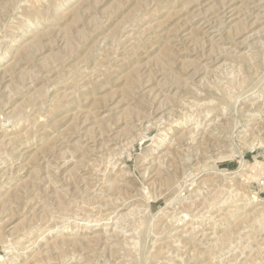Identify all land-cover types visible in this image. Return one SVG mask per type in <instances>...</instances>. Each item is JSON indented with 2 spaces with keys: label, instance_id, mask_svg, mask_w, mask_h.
I'll list each match as a JSON object with an SVG mask.
<instances>
[{
  "label": "rangeland",
  "instance_id": "obj_1",
  "mask_svg": "<svg viewBox=\"0 0 264 264\" xmlns=\"http://www.w3.org/2000/svg\"><path fill=\"white\" fill-rule=\"evenodd\" d=\"M0 264H264V0H0Z\"/></svg>",
  "mask_w": 264,
  "mask_h": 264
},
{
  "label": "bare ground",
  "instance_id": "obj_2",
  "mask_svg": "<svg viewBox=\"0 0 264 264\" xmlns=\"http://www.w3.org/2000/svg\"><path fill=\"white\" fill-rule=\"evenodd\" d=\"M89 226V225H88Z\"/></svg>",
  "mask_w": 264,
  "mask_h": 264
}]
</instances>
